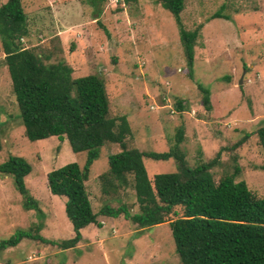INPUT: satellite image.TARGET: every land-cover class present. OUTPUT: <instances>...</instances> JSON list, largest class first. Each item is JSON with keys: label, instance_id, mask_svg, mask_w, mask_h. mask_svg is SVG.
I'll return each instance as SVG.
<instances>
[{"label": "rangeland", "instance_id": "374dc122", "mask_svg": "<svg viewBox=\"0 0 264 264\" xmlns=\"http://www.w3.org/2000/svg\"><path fill=\"white\" fill-rule=\"evenodd\" d=\"M20 5L29 31L22 46L50 52L49 61L70 66L72 78H101L109 117L126 116L128 121L132 138L125 141L127 148L164 152L182 128L180 148L189 166L220 150V164L211 169L214 182L235 166V180L264 197V156L255 135L264 121V0L183 1L179 20L184 29L201 25L190 76L174 20L155 0H106L98 13L83 0H20ZM217 12L227 19H210ZM3 62L0 46V164L22 157L30 165L24 182L39 212L25 210L11 178L0 174V241L20 229L38 228L44 239L58 243L73 232L64 198L50 194L46 174L69 162L81 166L85 154L72 153L66 140L53 136L24 137ZM198 85L207 90L209 109L201 104ZM177 99L187 109H175ZM119 150L116 144L103 145L89 168L85 186L94 212L107 198L100 194L98 175L107 170L108 155ZM142 160L151 182L154 174L175 169L171 159ZM116 197L110 206L136 210L130 188L119 189ZM97 220L101 227L81 229L74 248L24 238L0 251V264H180L167 223L141 230L122 214Z\"/></svg>", "mask_w": 264, "mask_h": 264}, {"label": "trees", "instance_id": "16d2710c", "mask_svg": "<svg viewBox=\"0 0 264 264\" xmlns=\"http://www.w3.org/2000/svg\"><path fill=\"white\" fill-rule=\"evenodd\" d=\"M83 1L98 13V6L106 0ZM128 1L123 0L124 3ZM155 1L174 20L190 76L201 25L192 30L184 29L179 20L184 0ZM217 18L227 19L220 16V12L210 19ZM28 37L20 0H7L1 4L3 64L24 137L28 141L52 136L59 141L66 140L70 151L84 153L85 159L81 166L69 162L46 174L50 194L64 198V214L73 236L57 243L40 236L38 228L35 232L20 229L0 241V251L16 246L24 238L55 244L61 249L74 248L81 238V229L89 225L101 227L97 220L99 215L116 218L122 214L141 230L167 223L180 264H264V197H256L244 181L235 180L238 167L234 166L231 173H223L214 182L211 169L220 164V150L212 159L189 166L180 148L182 128H178L172 145L164 152L127 148L125 141L132 138L128 121L126 116L109 117L103 80L94 74L72 78L70 66L60 60L49 61L50 52H43L37 46L23 47L21 41ZM222 79L229 80L228 76ZM198 88L202 106L209 109L207 90L200 85ZM174 107L178 111L187 109L181 99L175 101ZM255 135L264 156V121L255 130ZM246 138L247 135L243 137ZM242 140L230 150L236 149ZM105 144H116L120 150L108 155L107 170L98 175L100 194L107 198L97 213L92 209L85 185L89 168ZM143 158L171 159L174 172L154 174L151 182ZM260 170L264 171V164ZM30 171V165L22 157H9L0 164V174L11 178L14 189L22 197L23 208L39 212L24 182ZM121 188L133 191L136 205L133 213L123 204L112 207L108 203L112 199L118 200L116 194Z\"/></svg>", "mask_w": 264, "mask_h": 264}, {"label": "water", "instance_id": "95a60500", "mask_svg": "<svg viewBox=\"0 0 264 264\" xmlns=\"http://www.w3.org/2000/svg\"><path fill=\"white\" fill-rule=\"evenodd\" d=\"M240 83V82H239Z\"/></svg>", "mask_w": 264, "mask_h": 264}]
</instances>
